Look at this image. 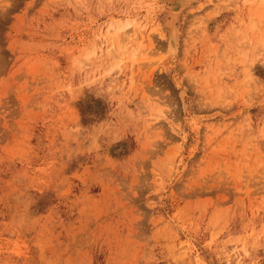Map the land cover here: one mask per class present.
<instances>
[{
  "label": "rangeland",
  "instance_id": "1",
  "mask_svg": "<svg viewBox=\"0 0 264 264\" xmlns=\"http://www.w3.org/2000/svg\"><path fill=\"white\" fill-rule=\"evenodd\" d=\"M180 3L0 0V264H264V0Z\"/></svg>",
  "mask_w": 264,
  "mask_h": 264
},
{
  "label": "bare ground",
  "instance_id": "2",
  "mask_svg": "<svg viewBox=\"0 0 264 264\" xmlns=\"http://www.w3.org/2000/svg\"><path fill=\"white\" fill-rule=\"evenodd\" d=\"M193 0H180V4L182 5V6H186V5H188L189 3H191ZM181 6V7H182ZM180 7V8H181ZM183 8V7H182ZM173 28V27H172ZM176 30V29H175ZM175 30L174 29H172L171 31H170V34H169V39H167L168 40V48L170 49V52H175L176 51V49H177V37H176V32H175ZM176 54V53H175Z\"/></svg>",
  "mask_w": 264,
  "mask_h": 264
}]
</instances>
